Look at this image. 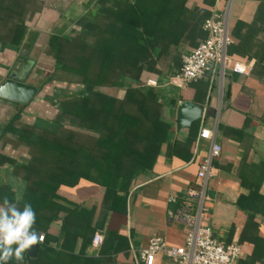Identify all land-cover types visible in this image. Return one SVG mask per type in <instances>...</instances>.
<instances>
[{"label":"crops","instance_id":"0c3cea01","mask_svg":"<svg viewBox=\"0 0 264 264\" xmlns=\"http://www.w3.org/2000/svg\"><path fill=\"white\" fill-rule=\"evenodd\" d=\"M95 1H83L79 6L83 9L76 6L79 13L70 21L64 17V12L59 14L51 4L44 2L36 31L27 25L20 50H3L7 56L22 58L16 67L10 69L8 77H26V82L31 84L28 78L31 77V63L35 60L30 58V54L34 48H40L39 59L48 57L54 63L47 52L49 38L52 34H68L75 29L76 20L92 8ZM262 2L216 0L211 8L221 12L228 8L233 37L228 52L235 59L250 64V74L228 72L224 80H220L216 72H209L184 88L170 84V78L179 70L170 63L161 74L148 71L140 74L138 87L152 88L161 102L160 119L170 126L166 142L156 160L142 169L126 190L111 193L107 188L84 179L73 186H61L51 200L52 211L36 216L34 230L45 235L44 242L39 243L37 264L41 249L44 250L42 264H144L140 251L153 237H163L173 246L184 245L190 228L183 212L188 209L190 213L197 205V199L190 197L188 191L197 188L200 165L212 144V140L201 137L203 130H209L215 142L222 147L221 156L213 161L215 175L207 185L206 223L215 238L225 243H238L242 247L238 264H264ZM202 3L203 0H190L188 6L194 8ZM40 40L44 42L41 44ZM201 41L198 39L195 46L183 44L178 49L179 67H182V56ZM8 77L5 76L0 85ZM149 81L156 85H148ZM72 85L76 93L71 96L84 90L82 85L68 84L69 87ZM96 89L117 99H123L126 93L125 88ZM40 92L26 105L29 111L39 108L34 101ZM184 101L204 106L203 117L194 121L190 128L177 126L178 107ZM6 102L12 103L0 98L1 106ZM29 159L26 148L14 149L0 140V186L10 187L13 197L9 199L18 200V207L25 181L15 168ZM96 233L103 235L100 245L93 242ZM28 251L23 253L22 262L13 258L8 264H29ZM154 264L178 263L159 253Z\"/></svg>","mask_w":264,"mask_h":264},{"label":"trees","instance_id":"16d2710c","mask_svg":"<svg viewBox=\"0 0 264 264\" xmlns=\"http://www.w3.org/2000/svg\"><path fill=\"white\" fill-rule=\"evenodd\" d=\"M189 1L96 0L70 33L51 35L47 52L54 67L39 92L52 82L79 84L84 90L57 100V95L48 97L57 109L52 119L22 124L23 109H18L2 128L5 145L24 147L30 154L29 161L15 168L25 181L19 208L30 203L36 216L47 214L61 186L83 179L116 194L156 160L170 126L160 119L157 93L138 87L139 76L143 71L161 74L165 57L180 70L178 49L206 38L203 24L216 0H203L194 8ZM30 4L32 0H0V32L9 26L8 40L0 38V51L20 50ZM99 87L125 88L126 93L123 99L112 98L97 91ZM5 194L13 197L3 184L0 203Z\"/></svg>","mask_w":264,"mask_h":264},{"label":"built area","instance_id":"2783aa9c","mask_svg":"<svg viewBox=\"0 0 264 264\" xmlns=\"http://www.w3.org/2000/svg\"><path fill=\"white\" fill-rule=\"evenodd\" d=\"M207 36L191 52L182 56L181 69L170 78V84L184 88L190 83L204 78L209 72H216L220 80H224L228 72L248 75L252 70L250 64L241 62L230 56L228 49L233 37L228 21V8L225 12L214 9L212 15L203 24ZM148 85H156L149 81ZM201 137L212 140L207 157L202 161L197 174V188L190 189L188 195L197 199L196 208L189 213L183 212L189 231L184 245L173 246L163 237H153L140 251L144 264H154L156 255L166 254L178 264H238L242 256V247L238 243H225L215 238L207 225L206 190L208 181L215 175L213 161L222 153V147L213 139L209 130H203ZM43 240L37 243H43ZM103 235L96 233L93 242L100 245Z\"/></svg>","mask_w":264,"mask_h":264},{"label":"rangeland","instance_id":"374dc122","mask_svg":"<svg viewBox=\"0 0 264 264\" xmlns=\"http://www.w3.org/2000/svg\"><path fill=\"white\" fill-rule=\"evenodd\" d=\"M83 1L86 0H43L42 2H48L49 4H51L59 14L64 12V17L70 21L72 19V16L75 17L79 13V11L76 10V6L79 7L83 3ZM33 2L34 1L32 0V4H30V6L28 7L25 21L26 24L30 26V28H33L36 31L37 25L39 24V20L41 18V11L43 10L44 6L39 5V2H36L37 4L35 5ZM79 8L83 9L82 7ZM8 27L5 26L2 29V32H0V38L2 40H8L9 38ZM44 41L40 40L41 44ZM39 49V47H35L33 52L30 54V58L34 59L35 62H33V64L31 63V77L28 78L31 84L37 87L41 84L44 78L52 72V69L54 67V63L51 59L49 60L48 57L44 59H39L40 57L38 58V56L40 55ZM3 52L4 51H0V82L3 78H5V76L8 77L10 75V69L16 67V65L22 59L21 56H7L3 54ZM22 53L23 52L21 51L20 54ZM170 59L171 57H165L164 59H162L160 63L161 66L163 68H168ZM68 87L69 86L67 83H51L43 87V90L34 101L35 103H37V106L39 108L33 111H29L26 106L23 108L22 105L13 104V102H6L2 106L0 105V127H4V125L9 122L14 117V115L17 114L18 109H23L21 112V118L19 120L22 124H30L35 120V118L40 116L49 119L56 117L57 109L49 102L47 98L57 95V98H55V100H57L60 96V98H64V94L73 95L76 93L75 86H70V89Z\"/></svg>","mask_w":264,"mask_h":264},{"label":"clouds","instance_id":"9594fccd","mask_svg":"<svg viewBox=\"0 0 264 264\" xmlns=\"http://www.w3.org/2000/svg\"><path fill=\"white\" fill-rule=\"evenodd\" d=\"M18 200H10L5 194L0 203V264H8L13 258L23 261V253L43 236L34 230L36 213L30 203L19 208Z\"/></svg>","mask_w":264,"mask_h":264},{"label":"water","instance_id":"95a60500","mask_svg":"<svg viewBox=\"0 0 264 264\" xmlns=\"http://www.w3.org/2000/svg\"><path fill=\"white\" fill-rule=\"evenodd\" d=\"M39 93V88L26 82V77L17 78L10 76L0 85V98L13 103L27 105ZM204 106L194 102L184 101L180 103L177 111L178 128H190L194 121L203 117ZM2 131L0 130V135ZM39 243L31 246L28 251L29 264H37Z\"/></svg>","mask_w":264,"mask_h":264},{"label":"flooded vegetation","instance_id":"af4514ba","mask_svg":"<svg viewBox=\"0 0 264 264\" xmlns=\"http://www.w3.org/2000/svg\"><path fill=\"white\" fill-rule=\"evenodd\" d=\"M16 77H19L18 75H16Z\"/></svg>","mask_w":264,"mask_h":264}]
</instances>
